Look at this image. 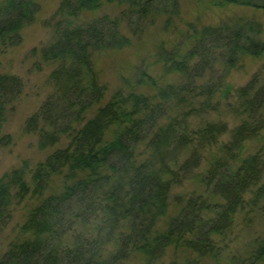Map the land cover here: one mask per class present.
<instances>
[{
    "label": "trees",
    "instance_id": "trees-1",
    "mask_svg": "<svg viewBox=\"0 0 264 264\" xmlns=\"http://www.w3.org/2000/svg\"><path fill=\"white\" fill-rule=\"evenodd\" d=\"M105 1L120 6V14L81 20ZM215 4L264 12V0ZM39 11L37 0L0 2V53L21 43ZM180 18L181 0L61 2L50 20L54 40L40 51L54 65V90L25 131L38 136L41 148L68 141L35 167L31 183L26 166L0 180V232L11 223L14 204L41 199L21 227L26 237L9 246L0 264H126L134 255L142 264H201L222 254L237 214L246 222L264 218V144L244 157L247 142L264 132V67L245 86L228 82L244 57L264 55L255 19L189 23L176 44H162L156 54L178 81L159 86L140 70L137 86H151L154 94L118 91L92 114L107 92L94 57L130 44L122 25L139 36L160 19L164 30H173ZM23 90L21 78L0 74L3 146L12 144L2 130ZM55 176L62 177V190L47 195ZM188 180L201 190L175 195L179 212L160 230L172 190ZM171 248L187 257L165 262ZM247 261H264V240Z\"/></svg>",
    "mask_w": 264,
    "mask_h": 264
},
{
    "label": "rangeland",
    "instance_id": "rangeland-1",
    "mask_svg": "<svg viewBox=\"0 0 264 264\" xmlns=\"http://www.w3.org/2000/svg\"><path fill=\"white\" fill-rule=\"evenodd\" d=\"M2 1L0 0V2ZM62 1L37 0L40 11L36 15L35 21L22 30L21 43L0 53V74L18 76L24 82L23 93L16 102L14 111L8 115L2 130V135L12 137V144L9 146L0 144V180L13 170L26 166V179L31 183L32 171L35 167L45 161L55 150L65 147L67 144L68 140L65 139L53 147L41 148L38 136L25 131L27 120L54 90L50 80L54 65L45 63L41 58L40 51L54 40V30L50 20ZM215 1L181 0V18L176 28L170 31L164 30L163 19L158 20L154 26L139 36H134L127 25L123 24V34L129 38L130 44L123 49L104 51L94 57L95 69L100 82L106 86L107 92L103 100L93 109L92 114L99 107L107 104L118 91L154 94L155 89L151 86H137L136 79L140 70L146 71L155 78L159 86L178 81V76L166 74L163 64L157 60L156 54L162 44H165L166 47L176 44L181 35L186 32L189 23L208 26L239 18L255 19L262 25L264 39V12L233 6L220 8L216 6ZM121 10L117 4L105 1L100 9L84 13L81 20L89 21L105 14L118 16ZM35 50L37 51L35 52ZM263 67L264 55L259 58L246 56L242 59L239 67L230 74L228 82L234 88L245 86ZM224 139L227 140V137ZM263 144L264 132L256 139L247 142L244 157L257 153ZM205 167L204 164L199 172H202ZM63 183L62 177H53L47 195L60 193ZM200 190L197 180H188L181 186L175 187L172 190L173 198L169 211L158 223V228L166 229L171 217L179 212L174 202L175 195L190 194ZM40 202L41 199L28 196L21 204L13 205L11 223L0 232V256L8 250L12 243L26 237L22 233L21 227ZM260 240H264V218L252 216V220L246 222L245 214L239 213L235 217L232 234L222 244V254L216 260L203 259L201 264H252L247 260ZM185 257H187L186 254L171 248L164 260L169 262L174 258L184 259ZM142 262L141 256L134 255L126 264H142ZM255 264H264V261Z\"/></svg>",
    "mask_w": 264,
    "mask_h": 264
}]
</instances>
